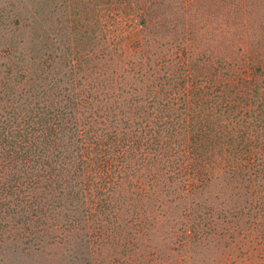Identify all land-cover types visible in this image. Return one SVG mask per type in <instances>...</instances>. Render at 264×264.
<instances>
[{"label": "trees", "instance_id": "obj_1", "mask_svg": "<svg viewBox=\"0 0 264 264\" xmlns=\"http://www.w3.org/2000/svg\"><path fill=\"white\" fill-rule=\"evenodd\" d=\"M0 264H264V0H8Z\"/></svg>", "mask_w": 264, "mask_h": 264}, {"label": "rangeland", "instance_id": "obj_2", "mask_svg": "<svg viewBox=\"0 0 264 264\" xmlns=\"http://www.w3.org/2000/svg\"><path fill=\"white\" fill-rule=\"evenodd\" d=\"M8 0H0V14L3 12V9L6 8V3ZM12 3H14V6L17 3V0H11Z\"/></svg>", "mask_w": 264, "mask_h": 264}]
</instances>
